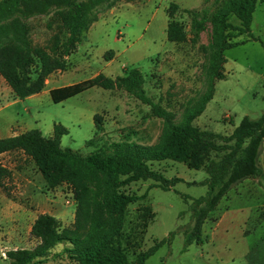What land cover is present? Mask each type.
<instances>
[{"label":"rangeland","instance_id":"374dc122","mask_svg":"<svg viewBox=\"0 0 264 264\" xmlns=\"http://www.w3.org/2000/svg\"><path fill=\"white\" fill-rule=\"evenodd\" d=\"M220 1V0H218ZM171 2L179 5L177 19L184 25L187 40L172 43L166 38ZM110 3H114L110 6ZM207 5L212 14L215 0H107L97 10V21L84 33L77 49L65 57L66 68L49 75L37 95L16 98L0 76V138L30 129L52 135L53 124H61L67 134L60 145L82 155L99 149L104 143L128 135L145 146L160 144L163 120L152 114L150 106L121 90L91 87L62 102L54 103L49 90L87 80L98 73L108 77L123 74L124 68L137 67L144 77L147 96L172 113L180 123L184 114L212 86V98L193 120L202 130L227 137L243 116L258 118L264 111V0L256 4L250 24L253 38L246 34L232 36L235 43L221 54L210 25L190 41V20L182 9ZM29 23L33 46L50 47L66 37V29L54 12L23 19ZM234 25L235 18H230ZM227 33V32H225ZM112 53L109 55L108 52ZM213 70L224 74L218 79ZM98 114L102 130L95 131L93 116ZM94 138L93 144L87 141ZM221 153H213L218 158ZM0 162L10 171L4 183L10 196L0 187V264H11L5 252L33 248L30 227L37 215H54L62 227L74 222L75 200L71 188L62 184L46 186L34 162L21 152L0 155ZM260 175L233 184L202 227V242L186 245L184 228L192 225L191 200L205 195L207 187L198 184L207 177L202 169H190L173 160L150 162L152 169L166 178H182L170 190H162L152 180L121 186L126 194L141 196L119 215L118 229L127 255L136 253L174 233L144 264H264V140L258 156ZM191 182H196L191 183ZM68 245L58 244L53 252ZM57 259L49 256L46 264Z\"/></svg>","mask_w":264,"mask_h":264},{"label":"trees","instance_id":"16d2710c","mask_svg":"<svg viewBox=\"0 0 264 264\" xmlns=\"http://www.w3.org/2000/svg\"><path fill=\"white\" fill-rule=\"evenodd\" d=\"M107 0H0V76L14 96L24 99L40 93L49 75L65 70V57L71 55L84 40L89 25L97 21V8ZM216 10L210 14L207 5L199 9H182L190 20L191 42L210 25L218 51L215 56L225 62L222 52L235 43L226 40L246 34L253 38L250 24L256 4L263 0H215ZM114 4V3H113ZM112 3L109 5L112 6ZM54 12L55 19L66 29V37L56 39L50 47L33 46L29 39L31 27L23 19ZM180 11L171 2L166 9L168 22L166 38L172 43L187 40L184 25L177 19ZM238 21L237 25L230 18ZM227 32V33H225ZM112 52L109 51L110 55ZM218 79L224 74L213 70ZM91 87L121 90L150 106L153 115L161 118L164 132L160 144L145 146L131 141L128 135L118 141L104 143L88 155H82L60 145V138L67 134L61 124H53L52 135L46 137L39 129H30L9 137L0 138V155L21 152L37 166L46 186L53 189L62 184L70 186L76 202L74 222L62 227L51 214L36 216L30 227L35 239L33 248L12 249L5 252L11 264H46L52 255L54 264H144L158 248L170 243L167 238L154 240L147 249L130 260L117 226L119 215L141 196L126 194L121 186L137 181H154L162 190H170L176 183L184 182L173 176L166 178L154 170L150 162L173 160L190 169H202L207 177L199 182L205 185V195L191 200L189 209L192 225L184 228L186 245L202 242V227L229 188L245 179L260 175L258 156L264 140V111L256 119L243 116L229 136L220 137L193 124L212 98L211 86L189 108L180 123L172 121L171 112L161 108L147 96L144 77L137 67L124 68L123 74L114 78L98 73L70 85L52 88L49 93L54 103L62 102ZM264 97V95H263ZM95 131L102 130L101 117L93 116ZM94 138L87 141L93 144ZM213 153H221L218 158ZM10 171L0 162V187L10 196L4 183ZM196 183V182H191ZM58 244H65L61 252H53Z\"/></svg>","mask_w":264,"mask_h":264},{"label":"crops","instance_id":"0c3cea01","mask_svg":"<svg viewBox=\"0 0 264 264\" xmlns=\"http://www.w3.org/2000/svg\"><path fill=\"white\" fill-rule=\"evenodd\" d=\"M226 64V61H225V63H224V65ZM51 90V89H50ZM49 90V91H50ZM35 95H37V94H35ZM31 96H34V95H31ZM31 96H29V97H31ZM28 98V97H27ZM24 132V131H23ZM52 132H53V127H52ZM22 133V132H21ZM15 134H19L18 132H16V133H14V135ZM51 136V135H50ZM49 137V136H48ZM5 154H7V153H4V154H1V155H5ZM34 221V220H33ZM33 223V222H32Z\"/></svg>","mask_w":264,"mask_h":264}]
</instances>
